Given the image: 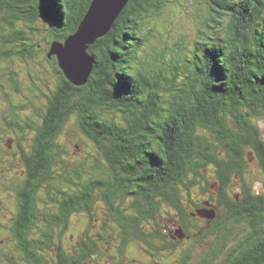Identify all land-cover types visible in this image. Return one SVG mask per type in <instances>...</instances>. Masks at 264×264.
I'll return each mask as SVG.
<instances>
[{"label":"trees","instance_id":"16d2710c","mask_svg":"<svg viewBox=\"0 0 264 264\" xmlns=\"http://www.w3.org/2000/svg\"><path fill=\"white\" fill-rule=\"evenodd\" d=\"M91 1L0 0V150L15 139L6 154L13 165L20 158L16 170L26 172L10 178L21 185L22 211L40 188L49 204L45 211L56 209L59 222L67 205L78 215L83 210L101 215L100 204L113 233L122 229L125 248L129 243L165 259L182 249L165 243L159 217L181 211L178 189L200 188L204 170L211 169L221 198L217 220L206 224L182 215L186 248L177 259L190 264L192 241L214 237L215 247L195 264H264V198L249 192L244 176L250 150L264 170V0L191 4L207 13H199L195 41L185 54L161 45L177 25L184 0H130L109 32L89 46L92 70L78 87L49 52L53 42L63 43L76 32ZM44 36L48 39L39 46L37 38ZM17 60L25 65L26 91L14 69ZM133 64L141 68L136 76L130 74ZM41 68L55 74V84ZM72 115L96 148L89 165L61 157L58 137ZM31 134L37 136L33 152L24 155L22 140L27 144ZM235 176L245 183L240 202L249 204L248 211L226 187ZM26 215L25 229L31 223V214L21 216ZM74 217L64 221L70 234L81 228L72 231ZM149 220L156 227L147 238ZM95 224L102 229V221ZM228 238L236 239L230 248ZM120 258L127 260L125 251Z\"/></svg>","mask_w":264,"mask_h":264},{"label":"flooded vegetation","instance_id":"af4514ba","mask_svg":"<svg viewBox=\"0 0 264 264\" xmlns=\"http://www.w3.org/2000/svg\"><path fill=\"white\" fill-rule=\"evenodd\" d=\"M36 139L37 136L31 134L27 136V144L25 140H22L21 149L26 152L24 155L33 152L32 144L35 143ZM14 140L15 139L10 138L8 142L2 143L3 151L2 148L0 150V163L3 162L5 165V168L0 170V264H88L91 258H96V264H99L97 260L98 255L104 256L105 253L108 257V260L104 261L105 264H132L131 261H125L123 263L120 254L124 251L127 254V251H130V249L132 250L133 246L128 245V243L125 248L121 244L124 237L122 229L117 227L115 233H113V230H111L112 227L109 224L110 222L108 221L109 217L107 216L102 220L94 219L95 223L99 221L103 222L101 230H96L97 228L86 225L85 221L82 222L81 229L77 232L78 234H70L66 231L67 225H64V221L78 215L76 214L78 211H72L71 207L67 205V210L63 214L64 221L59 222L57 219H60L61 216L56 209L51 207V210L48 209L45 211V208H48L49 204L41 198V188L35 193L32 206L30 205V207H28L24 205L22 211V201L19 198V194H21L19 187H21V185L17 187L10 178H12V175L24 176L26 172L24 169H20L19 171L16 170L22 165V160L20 158L17 160V163L13 165L10 161V156L6 154L7 150H14ZM53 141L56 142L57 137ZM1 142L2 141H0V144ZM15 153L18 154L19 152ZM247 153V165L250 162V164L255 166L254 172L249 170V168L247 172L244 170L246 178L250 180L249 192L251 194L263 196L264 198V183L261 182V178H264V170L259 166L257 154L252 150ZM203 173L205 177L202 178L201 187L198 188L196 192L201 196V200L189 199L191 190L180 187L178 190L183 204L181 211L175 210V212H171L165 209L167 213L164 212L165 215L159 217L158 225L160 226L159 229L165 234V243L169 247L171 243L176 247H180L182 250L172 253H177V255L179 253L178 256L182 254L183 258L185 254L183 252L186 248V241L183 239L186 236L183 231L184 216L182 215L190 214L192 217L206 224H213L218 217L219 209L217 202L221 199L219 197L218 183L214 180V176L209 174L207 170H204ZM253 176L256 177V185L254 187L252 186L253 183L251 184ZM236 178L238 181L240 180L238 177ZM245 183L247 184V181H245ZM245 183L241 180L239 181V185L237 186L239 190L237 193L234 192L233 199L240 203L242 210L245 209L248 211L250 210L249 204L243 206L240 202ZM232 185L233 183H228L226 186L230 193L232 191L229 190V187ZM75 192L76 189L71 188V197L76 195ZM226 193L229 194L228 192ZM231 198L232 195H230L229 200ZM90 211L83 210L79 213H84L82 216L85 217V214H89ZM23 212L31 214L28 219V222L31 223L26 229L24 228V224L27 220V215L26 217L21 216ZM262 213H264L263 208ZM95 214L94 211V215ZM102 214L105 213L102 212ZM113 222L112 219V224H115ZM147 226L149 235L147 233L146 237L150 238L152 237V229L156 226H153L150 220L147 221ZM110 238L114 240L113 244H111L112 242L109 243ZM149 240L151 241L152 239ZM98 251L101 254H99ZM166 256L167 255H165V257ZM174 262L175 264H181L179 260H175ZM93 264L95 263L93 262Z\"/></svg>","mask_w":264,"mask_h":264},{"label":"rangeland","instance_id":"374dc122","mask_svg":"<svg viewBox=\"0 0 264 264\" xmlns=\"http://www.w3.org/2000/svg\"><path fill=\"white\" fill-rule=\"evenodd\" d=\"M183 2V9L178 12V15L175 16V19H177V25L175 26V28L169 33L167 39H165L166 44H161L164 47H171L170 49L172 51L177 50L179 48H182V50H185L184 54L189 51V47L193 45L194 41H195V32L197 31V29L199 28V22H200V14H202V12H198V8H195L194 6H192L191 4H199L198 0H184ZM181 9V8H180ZM200 10V9H199ZM203 14L207 13V10L203 7ZM193 12V14L190 16V13ZM202 14V15H203ZM167 23V22H163ZM168 34V33H167ZM48 36H44L41 38H37L38 40V44L39 46H44V40L48 39ZM175 44L174 46H172V44ZM180 44V45H179ZM179 45V47H178ZM157 48H160L161 46L156 44ZM147 51L143 52V55H145V57H147V53L149 51V48L146 49ZM45 53V52H44ZM43 53V54H44ZM42 54V55H43ZM41 59V58H40ZM17 63V64H16ZM14 65V69L16 70V72L19 74V78L21 83L24 86V90L26 91L25 87L28 85V79L26 74L24 73V67L25 65L21 64L20 61L17 60V62ZM46 69H48V71H50V67L48 65H46ZM43 71V68H41L39 70V72ZM44 73V71H43ZM45 77H49L50 80L53 82L52 84H55V79H57L55 77V74H52L51 72H48V74L44 73ZM3 106L0 105V109H2ZM115 119H119L118 116L114 115ZM76 116L72 115V117L67 121V123L65 124V127L63 128V130L61 131L59 137H58V142L62 147V151L64 153L61 154V157L65 159V162H72L73 164H76L77 162H79L80 164L82 162H84V164L89 165L92 161L93 158L95 156H97L96 153V148L95 146H93L90 141L88 140V138H86L83 133H81V129L79 128V125H77L76 122ZM264 127V126H263ZM261 126V128L264 131V128ZM211 139V138H210ZM211 143H214L213 141H210ZM247 151V150H246ZM219 152L221 154H223L222 150L219 149ZM66 154V155H65ZM248 154V153H246ZM251 170L252 172H254L255 166L253 164H250V162L247 165V168L245 169V172H247V170ZM59 173H62V171H59ZM208 173L211 174V169L208 170ZM251 174V173H249ZM252 175V174H251ZM245 176V173H244ZM247 181V183L250 185V180H248V178L245 179ZM254 180V181H253ZM253 180L251 181V184L253 183V187L256 185L255 180L256 177L253 176ZM234 182H238V183H234ZM261 182L264 183V178H261ZM239 185V181L237 180L236 176L233 177V185L231 187H229V190L234 192H238L239 189H237V186ZM197 189L196 188H191V194L194 197V200L199 199L201 200V196L196 193ZM96 206H98L101 215H94V211L92 212V210L90 211L89 214H85V217L82 215H75L74 219H73V228L72 231L73 232H77V228L81 227L82 222H85L86 225L89 226H93L96 227L95 221H94V216L97 217L98 220H102L104 218H106L107 214H102L103 212V208L101 209L100 204H96ZM105 211V210H104ZM81 229V228H80ZM115 233V232H114ZM114 241V240H113ZM110 242H112V239L110 238ZM215 242L214 237H202L200 241H197L196 244H194V241H192L191 245H193L192 250L191 249V253L193 255L192 261L190 264H195L198 261L201 260V258L205 255L204 253H207L210 251V248H212L213 244ZM236 242V239H232V238H228L226 240L227 243V248H230L232 246H234ZM215 247V246H213ZM145 249V248H143ZM141 247L136 246L135 248L133 247V252L127 253V260L126 261H131L132 264H168L166 263V260H168V262H170V264H175V260H178V255L177 254H173L171 256L162 258V257H158V256H150L149 252H147L146 250H143ZM113 250V249H112ZM215 250V249H214ZM99 254H101L98 251ZM216 253V252H215ZM226 253V250H224V255ZM218 255V254H217ZM216 255V257H217ZM99 257V259H98ZM97 259L99 261V264H105V260H108L107 257L103 256V255H98ZM167 258V259H166ZM125 259V258H124ZM93 262L96 264V260H94L93 258H91L88 261V264H93ZM221 262V260H216V264H219Z\"/></svg>","mask_w":264,"mask_h":264},{"label":"water","instance_id":"95a60500","mask_svg":"<svg viewBox=\"0 0 264 264\" xmlns=\"http://www.w3.org/2000/svg\"><path fill=\"white\" fill-rule=\"evenodd\" d=\"M130 0H92L74 34L63 43L53 42L49 57L55 56L64 77L74 86L87 82L93 66L90 45L105 36Z\"/></svg>","mask_w":264,"mask_h":264},{"label":"clouds","instance_id":"9594fccd","mask_svg":"<svg viewBox=\"0 0 264 264\" xmlns=\"http://www.w3.org/2000/svg\"><path fill=\"white\" fill-rule=\"evenodd\" d=\"M141 72V68L135 64L132 65V72L130 73L133 76H136L138 73Z\"/></svg>","mask_w":264,"mask_h":264}]
</instances>
